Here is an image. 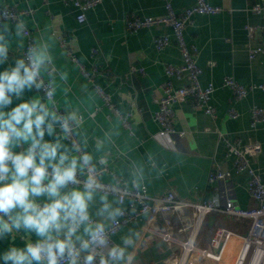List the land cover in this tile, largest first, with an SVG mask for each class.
<instances>
[{"label":"clouds","instance_id":"clouds-1","mask_svg":"<svg viewBox=\"0 0 264 264\" xmlns=\"http://www.w3.org/2000/svg\"><path fill=\"white\" fill-rule=\"evenodd\" d=\"M30 25L0 0V264H138L144 233L126 225L167 168L117 144L142 123L139 92L122 86L90 131L100 86L54 25Z\"/></svg>","mask_w":264,"mask_h":264},{"label":"crops","instance_id":"crops-1","mask_svg":"<svg viewBox=\"0 0 264 264\" xmlns=\"http://www.w3.org/2000/svg\"><path fill=\"white\" fill-rule=\"evenodd\" d=\"M67 1L3 0V3L17 10L32 9V12L24 13L31 21V27L39 28L51 23L58 33H69L74 53L83 58L86 68L91 70L94 65L101 68V74L94 81L111 93L116 105L123 99L120 95L122 86L128 91L134 87L139 92L142 123L136 130L135 138H129L123 132L117 144L122 148L129 147L133 158L154 152L161 165L167 162L163 175L149 185L150 196L174 190L180 197L192 201L215 197L223 203L227 197H232L242 207L255 206L256 201L247 189V176L234 171V157L228 155L224 138H239L244 145L250 142L261 144L262 151L253 158L252 163L264 181V120L252 127L250 114L252 106L264 107V90L252 89L243 99L232 101L233 93L222 85V81L230 75L246 86L264 84V54L250 59L248 53L249 47L257 46L264 34L262 16L251 10V6L259 0H208L211 4L222 6L223 10L213 15L195 14L193 21L187 25L186 41L198 48L197 61L203 69L201 82L203 85L212 82L216 87L211 100L216 113L215 116L208 115L202 108L196 107L191 98L176 103L175 127L186 133L177 150L162 147L153 134L159 128L155 112L158 109L157 99L163 94L161 84L167 78L164 67L168 63H182L180 48L175 41L162 50L154 46L156 36H173L170 26L154 25L130 32L124 24V17L130 13L155 17L164 15L167 12L166 0H103L98 7L88 11L87 20L83 23L77 21L78 9ZM170 1L177 13L196 3V0ZM248 26L254 27L251 35ZM95 46L100 50L96 56H92L91 49ZM212 61L215 64L212 65ZM132 66L143 67L145 72L132 73ZM184 82L175 80V85ZM77 87L78 82L74 80L73 89ZM97 104L99 109L94 120L88 122V127L90 131L102 135V129L111 126V118L109 108L101 98ZM231 105L239 113L237 118L229 116ZM216 166L232 171L231 179L209 184L210 170ZM166 220L172 223L178 238L186 239L192 229L193 211L186 209L170 213L153 224L140 217L126 225L132 227L136 224L144 233L138 248V264H170L169 258L180 254L181 246L170 248L159 236L149 231L150 227H164ZM249 224L247 219H233L220 212L212 213L200 230L197 245L208 247L218 227L243 234ZM186 226V231L177 232ZM239 244L237 236L229 240L222 264H227V259L228 264H231L233 257L238 255ZM241 258L242 255L239 262ZM205 264L216 263L210 260Z\"/></svg>","mask_w":264,"mask_h":264},{"label":"built area","instance_id":"built-area-1","mask_svg":"<svg viewBox=\"0 0 264 264\" xmlns=\"http://www.w3.org/2000/svg\"><path fill=\"white\" fill-rule=\"evenodd\" d=\"M103 0H68L77 9V21L83 23L87 20V13L98 7ZM13 12L30 13L33 10H17L7 5ZM167 12L162 16H140L136 13L127 14L124 17V24L127 31L136 32L142 28H148L154 25H167L172 29V35H158L154 38V46L157 50H162L173 41L179 46L183 61L180 64L168 63L164 70L166 80L161 84L163 94L157 99L158 109L155 112V119L158 123V131L153 137L158 143L170 150H177L182 138L186 133L184 130L175 127V109L174 105L183 100L191 98L196 107L202 108L205 113L215 116L216 109L212 103V95L216 89L214 83L210 82L203 85L200 79L203 73L202 67L198 64V48L195 45L187 43L185 38V29L193 21L195 14H217L223 10L220 5L211 4L208 0H196L192 7H187L177 13L170 0H166ZM251 10L262 16L264 20V0H259L251 6ZM249 34L254 27L248 26ZM61 39L70 44V34L59 32ZM173 37V38H172ZM71 45V44H70ZM72 47V46H71ZM73 50V48H72ZM99 47L91 49V55L96 56L99 53ZM74 53V50H73ZM249 58L254 59L259 54H264V34L261 42L257 46H250L248 49ZM75 56H77L74 53ZM78 57V56H77ZM215 64L212 61V65ZM92 79L101 74V68L94 65L91 70ZM131 72L144 73L143 67L132 66ZM175 80H185L184 83L177 86ZM100 86L101 99L105 106L116 105L112 101V95L103 86ZM222 85L231 89L233 93L232 101L243 99L250 90L260 88L264 90V84H253L246 86L240 83L235 77L227 75L223 78ZM229 116L237 118L238 111L234 106L228 109ZM251 126L256 127L264 120V107L254 105L250 110ZM228 147V155L234 157V171L245 173L247 176V189L252 198L256 201L253 207H242L232 197H227L222 203L218 198L199 199L197 201L188 200L180 197L174 190L162 193L157 196L146 198L150 206V214L147 220L153 224L161 217L170 213L182 212L186 209L193 211V225L191 232L186 239H180L175 233V228L169 220H166L164 227H150L149 231L159 236L162 241L173 248L176 245L181 246L179 255H172L169 258L170 264H205L207 261H213L216 264H222L225 258L226 248L229 240L237 236L240 240L238 247V256L244 252V258L240 264H264V181L261 174L253 166L252 160L262 151L260 143L242 144L239 138L230 140L224 138ZM233 173L230 170H222L220 167H212L209 173L208 182L212 184L217 180L227 181L231 179ZM143 205H137V213L129 218V222L135 221L141 217L140 212ZM220 212L230 218L250 221L246 233H236L226 227H218L210 239L208 247H199L197 238L200 230L208 215ZM188 229V226L178 229L182 233ZM238 259V258H237ZM236 260V259H235ZM237 261L235 262V264Z\"/></svg>","mask_w":264,"mask_h":264},{"label":"rangeland","instance_id":"rangeland-1","mask_svg":"<svg viewBox=\"0 0 264 264\" xmlns=\"http://www.w3.org/2000/svg\"><path fill=\"white\" fill-rule=\"evenodd\" d=\"M237 254V253H236ZM238 256V255H237ZM236 257V256H235ZM235 257H233V260H231V264H235V262H236V260L235 259H237V258H235ZM231 258V257H230ZM242 258H243V254H242ZM241 258V259H242ZM240 261V260H239ZM240 262H238V264H239ZM227 264H228V259H227Z\"/></svg>","mask_w":264,"mask_h":264},{"label":"bare ground","instance_id":"bare-ground-1","mask_svg":"<svg viewBox=\"0 0 264 264\" xmlns=\"http://www.w3.org/2000/svg\"><path fill=\"white\" fill-rule=\"evenodd\" d=\"M243 254V258H244V252H241V254L239 255V257H237L238 259H236V261H237V263L239 262V259H240V256ZM243 258H242V260H243ZM236 263V264H237ZM242 263V262H241Z\"/></svg>","mask_w":264,"mask_h":264}]
</instances>
